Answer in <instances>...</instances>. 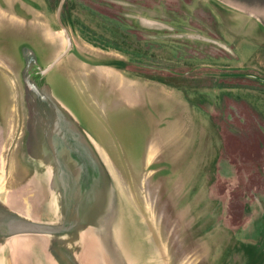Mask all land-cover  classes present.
Returning a JSON list of instances; mask_svg holds the SVG:
<instances>
[{
	"label": "rangeland",
	"instance_id": "rangeland-1",
	"mask_svg": "<svg viewBox=\"0 0 264 264\" xmlns=\"http://www.w3.org/2000/svg\"><path fill=\"white\" fill-rule=\"evenodd\" d=\"M59 3L0 0L1 50L45 41L51 63L67 48ZM60 17L73 46L44 82L111 161L146 264H264V26L218 0H65ZM138 37L153 41L151 69ZM22 66L0 53V195L30 209ZM12 248L5 264H38L32 246Z\"/></svg>",
	"mask_w": 264,
	"mask_h": 264
},
{
	"label": "water",
	"instance_id": "water-1",
	"mask_svg": "<svg viewBox=\"0 0 264 264\" xmlns=\"http://www.w3.org/2000/svg\"><path fill=\"white\" fill-rule=\"evenodd\" d=\"M257 19L264 26V0H218ZM67 48L41 70L52 69ZM28 109L27 146L44 181H36L41 199L29 209L24 200L0 195V264L19 237L32 243L38 264H146L149 245L144 224L122 191L115 169L93 135L53 95L50 85H38L24 73ZM32 196V195H31ZM25 251V250H22Z\"/></svg>",
	"mask_w": 264,
	"mask_h": 264
},
{
	"label": "flooded vegetation",
	"instance_id": "flooded-vegetation-1",
	"mask_svg": "<svg viewBox=\"0 0 264 264\" xmlns=\"http://www.w3.org/2000/svg\"><path fill=\"white\" fill-rule=\"evenodd\" d=\"M152 34L153 33L150 31L149 32V35L151 37H152ZM134 41H135L134 42V48H135V50L138 49L140 51L139 53H142V54H144L146 56H147V54H149L148 62H146L143 67L145 69H151L152 68V64H153V57L155 56L153 54L156 53V52H154L155 50H154V47H153V41H151V40L147 41L146 39H140V37H138L137 39L134 38ZM142 43H146L147 44V45L146 44L145 45H146V50H148L147 51L148 53H146V51H144V53H143L140 50L142 48ZM20 45L21 46L19 48V51H20L19 54L9 55L4 50L2 51L1 50V47H0V53L3 54V55H7L8 57H10L12 63L14 62L15 64H19V62H21L23 64V66H22V68L20 70V72H21L20 73V77H21V80H22L21 83L24 86V91H25V83H24V73L25 72H27L30 75V77L38 85L46 84L44 82V79H45L46 75H48V73H49V71L51 69L48 72H46V73H42L41 72V70L43 68H45L46 66H48V64L45 63V59H44V54H46V52H44V50H43L44 48H46L45 41L42 42V43H40V42L39 43H36V42L32 41L31 38L24 37V41L23 42H20ZM135 53H137V52H135ZM149 60H151V62H149ZM134 66L136 67V63H134ZM150 79H151V77H150ZM161 79L162 80L164 79L163 82L167 83L166 82L167 79H165L163 77H161ZM48 83H49V78H48ZM49 85H50V83H49ZM50 87H51V85H50ZM51 90H52L53 95L75 117V119L79 122V124L84 129H86L88 132H90L89 129L87 128V126L84 124L83 120H81L69 107H67L66 104L61 101V99L59 100V97H57V95L55 94V92H54V90H53L52 87H51ZM25 103H26V100H25ZM26 107H27V105H26ZM24 121H25V127H26V129L25 130H22V135L20 136L21 140L19 141V143H17V146L18 145H20V146L23 145L22 146L23 147V151H19L16 155H17V157L19 158L20 161H24L23 162V167L25 166L26 169H28V168L31 169V172L32 171L35 172L36 169H35V166L33 165V163L32 162H31L32 164L29 163V161H32V158H31V156L29 154L28 146H27V139H28V136H29L28 109L26 110V115H25ZM91 134H93V133H91ZM17 157H16V159H17Z\"/></svg>",
	"mask_w": 264,
	"mask_h": 264
},
{
	"label": "bare ground",
	"instance_id": "bare-ground-1",
	"mask_svg": "<svg viewBox=\"0 0 264 264\" xmlns=\"http://www.w3.org/2000/svg\"><path fill=\"white\" fill-rule=\"evenodd\" d=\"M34 177H35V180H36V181H37V180L40 181V182L44 181L43 178L41 177V173H40V172L36 173ZM33 180H34V179H33ZM34 241H35V239H33V240H32V239H30V240H29V239H25V240H22V241H21V240H15V239H14V241L10 243V246H15V245L18 246V245H20V244H21V245H25V246H32V245H33L32 243H34V245L37 244L36 246H38V245L41 243V240H40V239L38 240L37 243L34 242ZM35 243H36V244H35ZM145 245H146V251H147V253H148V254H147V258L149 259L150 256H151V258H152V253H151V251H150V249H149V247H148L147 242L145 243ZM149 260H150V259H149Z\"/></svg>",
	"mask_w": 264,
	"mask_h": 264
},
{
	"label": "trees",
	"instance_id": "trees-1",
	"mask_svg": "<svg viewBox=\"0 0 264 264\" xmlns=\"http://www.w3.org/2000/svg\"><path fill=\"white\" fill-rule=\"evenodd\" d=\"M58 2H60V0H57ZM62 22H63V20H62ZM63 24H64V22H63ZM65 25V24H64Z\"/></svg>",
	"mask_w": 264,
	"mask_h": 264
}]
</instances>
